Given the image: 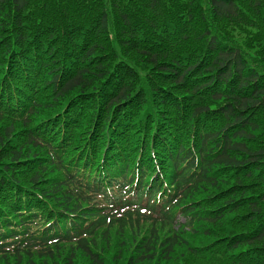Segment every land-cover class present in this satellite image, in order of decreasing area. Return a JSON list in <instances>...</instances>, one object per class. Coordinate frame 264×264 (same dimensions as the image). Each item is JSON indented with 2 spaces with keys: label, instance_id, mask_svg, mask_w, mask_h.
Returning <instances> with one entry per match:
<instances>
[{
  "label": "trees",
  "instance_id": "obj_1",
  "mask_svg": "<svg viewBox=\"0 0 264 264\" xmlns=\"http://www.w3.org/2000/svg\"><path fill=\"white\" fill-rule=\"evenodd\" d=\"M0 264H264V0H0Z\"/></svg>",
  "mask_w": 264,
  "mask_h": 264
}]
</instances>
